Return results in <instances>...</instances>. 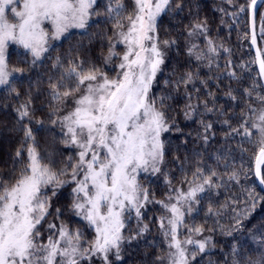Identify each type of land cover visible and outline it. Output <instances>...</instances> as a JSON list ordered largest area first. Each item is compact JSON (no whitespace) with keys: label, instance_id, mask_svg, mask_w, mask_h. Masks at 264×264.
Wrapping results in <instances>:
<instances>
[{"label":"snow or ice","instance_id":"1","mask_svg":"<svg viewBox=\"0 0 264 264\" xmlns=\"http://www.w3.org/2000/svg\"><path fill=\"white\" fill-rule=\"evenodd\" d=\"M236 11L226 12L233 21L248 13L251 22V43L256 45V11L257 0H249L238 7L228 0ZM96 0H0V86H4L10 95L19 98L20 91L13 81L19 77L23 87V69H9L7 49L10 43L16 44L30 55L33 68L43 63L54 49L53 41L67 38L70 29L87 30L95 13ZM172 0H134V8L128 12L123 3H109L106 7L107 19L113 21L112 36L108 37V55L104 58L107 67L113 60H118L110 70L116 75L111 77L106 71L91 65L87 69L84 62L69 61L64 68L60 56L55 58L53 67L62 69L58 77L49 76V92L55 104L48 105L47 123L59 125L66 145L75 146V161L70 157L65 166L56 168L55 162L43 163L44 157L37 151L36 134L46 127L44 119L35 118L37 110L33 104L31 82L25 89L26 99L15 107L17 131L23 132L21 147L17 149L14 161L19 163L18 170L13 168L9 179L0 177V264H83L93 257L100 258L102 264H114L122 259L125 243H131L134 237H125L123 229L128 217L134 212L139 222L142 208L149 200L148 189L139 182L141 172L159 173L165 155V143L162 135L176 127L168 115L171 105L165 101L171 96L157 99L151 94L157 73L165 62L163 48L177 44L176 40L161 42L158 34V18L172 11ZM177 12L183 10L182 4L175 5ZM260 35L264 37V13H261ZM49 28L45 27V23ZM224 24V20H221ZM50 29V30H49ZM230 30V26H229ZM207 21L193 23L187 30V52L194 57L197 65H204L209 71L219 56L223 45H217L209 35ZM247 35V33H245ZM203 37L205 47L192 43L193 38ZM123 46V52L116 48ZM228 53V49H223ZM264 53L257 49L260 75L264 77ZM25 63L29 61L25 60ZM231 61H228L230 64ZM229 79L239 78L234 71L228 72ZM199 77V68L182 73L174 84L179 91L183 86L186 98L191 101V86L197 93L195 84ZM54 81V82H53ZM206 85V81L200 80ZM261 87H264L262 85ZM255 85L243 91L251 99ZM39 95V92L36 93ZM213 96L211 92L208 93ZM228 98L237 97L230 91ZM256 98L264 104V96L257 93ZM69 101L70 110L64 108ZM210 101H203L206 114L218 111L208 107ZM215 104V98L211 100ZM201 107L200 103L185 105L184 115L191 118ZM223 115V110H219ZM27 121V124L24 122ZM204 127V141L212 124L201 121ZM32 124L36 128L31 127ZM224 124L231 130L230 135L240 136L241 141L252 142L253 135L258 137L259 152L255 157V168L245 170L232 168L227 173L228 181L240 183L241 175L253 187L247 189V198L239 211H234V224L229 228L220 225L225 234L231 236L233 231H241L255 219L257 207L264 210V107L256 109L248 104V112L241 116V123L233 128L228 120ZM30 142V143H29ZM26 146L27 162H24ZM241 151H245L241 149ZM225 168L229 165L226 163ZM224 182V176L213 169L207 173L197 167L191 179L187 176L181 184L187 188L170 187L173 195L167 196V202L157 201L168 212L160 220V230L167 243V252L158 258L161 264H195L198 253H204L211 237L193 240L190 237L181 240L178 236L179 226L186 214L198 210L203 199L202 194L211 193ZM171 185V181H168ZM71 187L72 200L68 210L84 222L86 229L94 233L91 240L84 239V233L75 231L63 224L57 229L49 224L50 234L47 241L41 232L43 223L51 214V201L60 189ZM259 187L260 192L255 188ZM51 193V195H49ZM57 216L63 213L56 209ZM210 216H220V210H214L211 204L207 208ZM148 230L147 225L138 227L136 236ZM200 234L202 227L188 230ZM249 236L258 244V256L248 257L244 264H264V215L248 229ZM85 244L87 245L85 247ZM192 246L191 248L187 246ZM239 247H232L231 264H242L239 259Z\"/></svg>","mask_w":264,"mask_h":264},{"label":"trees","instance_id":"2","mask_svg":"<svg viewBox=\"0 0 264 264\" xmlns=\"http://www.w3.org/2000/svg\"><path fill=\"white\" fill-rule=\"evenodd\" d=\"M131 12L133 9L132 0H126ZM249 0H231L237 7L240 4H247ZM182 4L183 10L177 12L175 5ZM172 11L164 13L158 22L159 39L176 40L177 44L171 47L163 48L166 53V63L156 78L151 94L157 99L159 97L171 96L165 101L166 105H171L168 109V115L174 121L176 127L165 133V155L162 174L151 175L141 179V185L148 189L149 200L142 208V218L138 222L137 218L129 219L123 230V235L134 237L131 243H125L122 251V259L115 261L114 264H161L158 259L163 257L167 252V243L164 240L160 230V220L165 218L167 223L168 212L157 203V201L167 202V196L170 195V187L187 188V184H181V181L187 176L189 179L197 167L207 171L213 169L224 176V182L220 187L214 188L211 193L202 194L203 199L198 210L192 214H186L183 223L180 225L178 236L181 239L193 238L204 239L211 237L212 243L209 244L204 253H198L195 264H231L232 247H239L242 264L248 257L255 259L258 256V244L249 236L248 229L257 223L264 210L260 205L257 207L255 219L248 223L241 231H233L229 236L221 231L220 225L226 229L234 224L232 217L234 211L243 208L247 198V189L253 187L251 180L245 181L241 175L240 183L228 181L227 173L232 168H240L242 165L245 170L255 168V157L259 152L260 145L257 143L258 137L253 135L252 142L241 141L240 136H231V130L224 124L228 120L232 127L235 128L241 123V116L248 112V104L259 109L262 105L256 98L257 93L264 96V88L259 77L256 67V60L251 50V35L249 26V14L246 12L239 17L238 21L231 20L220 9L226 12L236 11V8L229 5L228 0H172ZM95 18L90 22L87 30L80 33H73L56 44L48 56L43 58V63H38L35 68L30 64L31 57L25 52L17 49H10L7 62L10 69H23V87L20 85V78L17 77L13 83L20 91L19 98L10 95L5 87L0 88V177L9 179L15 167L19 169V163L14 161L15 153L21 147L23 132L17 131L15 107L26 99L25 89L32 85L33 104L37 109L35 118L44 119L46 127L36 134L37 151L43 159V163L54 161V166L60 168L67 164L69 158L75 161V150L64 143V137L61 135L59 125L52 126L47 123L48 105L55 104L51 100L49 92V76L58 77L62 69L53 67L55 58L60 56L63 60V66L66 68L69 61L79 63L84 62L87 69L91 65L106 71L109 76L114 77L115 71L110 69L118 64V60H113L110 64L105 65V57L108 55L109 40L112 36L113 21L107 19L106 12H100L98 9ZM261 13H264V5L259 11L257 17V33L261 52L264 53V37L260 35ZM224 24H221V20ZM207 21L210 28L209 35L217 45H223L219 51V56L215 63L219 68L213 66L209 71L204 65H197L194 57H189L187 52L186 35L188 28L198 21ZM230 26V30H229ZM247 33V35H245ZM192 43H196L200 48H204L205 42L203 37L193 38ZM223 49H228L225 53ZM264 57V56H263ZM29 61L25 63L24 61ZM228 61H231L228 64ZM199 68V77L195 87L199 89L197 93L190 86L188 92L191 93L192 99L189 101L185 96L184 87L181 86L179 91L175 90L174 84L165 81H176L179 76L189 70L196 71ZM234 71L239 78L229 79L228 72ZM200 80L206 81V85H201ZM54 82V81H53ZM255 85L251 99L244 95L243 91L236 89H251ZM232 92L237 97L236 100L228 98V93ZM39 92L37 96L36 93ZM211 92L212 97L208 95ZM215 98V104L211 100ZM210 101L208 107H215L218 111L206 114L203 108V101ZM200 103L201 107L191 118L184 115L185 105ZM64 108L70 110L72 107L69 101ZM219 110H223V115ZM211 123L212 127L208 130L207 143L204 141V127L201 123ZM27 124V121L24 122ZM31 127L36 128L35 124ZM30 143V142H29ZM244 149L245 151H241ZM24 162H27L26 146L24 148ZM229 167L225 168L224 165ZM171 181V185L168 184ZM65 186L60 189L58 195L52 198L50 215L43 223L42 233H47L49 224L56 225V228L63 224L66 228L75 231L80 229L84 233L85 240L93 238V231L84 227V222L74 213L68 210L71 203V187ZM260 192V188H255ZM264 195L263 192H260ZM211 204L214 210H220V216H210L207 214V208ZM59 208L62 215L57 216L56 209ZM148 226V230L142 235L136 236L138 227ZM202 227L204 231L200 234L189 233V229ZM45 231V232H44ZM87 245L85 244V247ZM83 264H102L100 258L93 257L92 261L85 260ZM164 264H167L164 261Z\"/></svg>","mask_w":264,"mask_h":264},{"label":"rangeland","instance_id":"3","mask_svg":"<svg viewBox=\"0 0 264 264\" xmlns=\"http://www.w3.org/2000/svg\"><path fill=\"white\" fill-rule=\"evenodd\" d=\"M117 2H119V3H123V4L125 5L126 10H127L128 8H130L129 3H128L126 0H96V4L94 5L95 12H96L97 9H98L100 12H103V11L106 12V7H107V5H108L109 3H112L113 5H115ZM132 2H133V8H134V0H132ZM132 10H133V9H132ZM162 15H163V14H162ZM94 18H95V14L92 16L90 22H91ZM160 18H161V17H160ZM160 18H158V22H159V19H160ZM90 22H89V24H90ZM45 27H46V28H49V25L47 24V22L45 23ZM49 30H50V29H49ZM83 31H85V30H81V29H70V30H69V33H70V34H66V37L69 36V35H71V34H73V33H80V32H83ZM63 39H64V38H61V39L58 40V41H53V44L56 45V44L60 43ZM10 49H17L18 51L25 52V50H24L23 48H21L20 46H18V45H16V44H13V43H10V44L8 45V49H7V53H6L7 58H8V54H9V52H10ZM123 50H124V49H123V46H122V45H120V46H118V47L116 48V51H117L118 53H121V54H122ZM163 51L165 52L164 49H163ZM7 63H8V62H7ZM165 63H166V53H165V62H164V65H162V67H161V71L157 73V77H158V76L160 75V73L162 72V70H163V68H164V66H165ZM8 68L10 69L9 66H8ZM10 70H11V69H10ZM157 77H156V78H157ZM154 82H155V81H154ZM3 87H4V86H0V88H3ZM151 91H152V90H151ZM262 107H264V104H262V105L260 106V108H262ZM260 108H259V109H260ZM164 135H165V133L162 135V139H164ZM68 146L71 147V148L73 149V151L75 150V152L77 153V150L75 149V146H71V145H68ZM163 163H164V160H163ZM163 163L160 165L161 171H160L159 173H148V174H145V173L141 172V174H140L139 177H138L139 182L142 183V182H141V179H142V178L145 179V178H147V177H149V176H151V175H159V174H162V171H163ZM49 195H51V193H49ZM170 195H173V194L170 192ZM146 204H147V203H146ZM146 204H145V205H146ZM78 218L80 219V217H78ZM132 218H136L134 212L131 214L130 217H128V218L126 219L125 227H126V225H127L128 220H129V219H132ZM80 220H81V219H80ZM58 228H59V227H58ZM123 230H124V229H123ZM179 230H180V226H179L178 232H179ZM41 232H42V231H41ZM44 232H45V231H44ZM50 234L55 235V231H54L53 233H49V231H47V233H42L43 238H44V242L47 241V238H48V236H49ZM178 235H179V234H178ZM180 239H181V238H180ZM186 239H188V238H185V237H184V239H181V240L183 241V240H186ZM191 239H193V238H191ZM193 240H196V239H193ZM187 247L191 248L192 246L189 245V246H187ZM97 258H98V257H97Z\"/></svg>","mask_w":264,"mask_h":264},{"label":"water","instance_id":"4","mask_svg":"<svg viewBox=\"0 0 264 264\" xmlns=\"http://www.w3.org/2000/svg\"><path fill=\"white\" fill-rule=\"evenodd\" d=\"M263 5H264V0H257V11H256V17H255V20H256L257 43H256V45H252V43L250 42V44H251V50L253 51V53L255 55L256 67H257V70L259 72V77H260V80H261L262 85H264V77H262L260 75L259 62L256 59V55H257V49H259L261 51L260 46H259V41H258V33H257V17H258L259 11H260V9L262 8ZM249 26H250V35H251V22H250V18H249ZM262 58H264V57L262 56Z\"/></svg>","mask_w":264,"mask_h":264}]
</instances>
